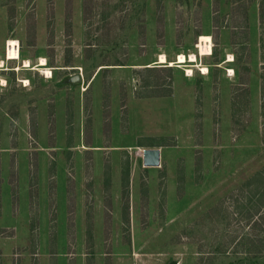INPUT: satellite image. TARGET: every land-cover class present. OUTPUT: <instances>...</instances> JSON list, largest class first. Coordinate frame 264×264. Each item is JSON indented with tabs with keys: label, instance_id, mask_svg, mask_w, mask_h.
<instances>
[{
	"label": "rangeland",
	"instance_id": "obj_1",
	"mask_svg": "<svg viewBox=\"0 0 264 264\" xmlns=\"http://www.w3.org/2000/svg\"><path fill=\"white\" fill-rule=\"evenodd\" d=\"M261 4L0 0V264L264 260Z\"/></svg>",
	"mask_w": 264,
	"mask_h": 264
},
{
	"label": "bare ground",
	"instance_id": "obj_2",
	"mask_svg": "<svg viewBox=\"0 0 264 264\" xmlns=\"http://www.w3.org/2000/svg\"><path fill=\"white\" fill-rule=\"evenodd\" d=\"M15 44H18L16 40L13 39H8V57L7 59H19V50L17 51L16 48L14 47ZM198 47V51L200 55H207L210 54L212 51V45H211V37L210 35L207 34H200L199 35V41L195 45ZM178 60L176 62L181 63V62H186V61H196V57L193 53H190L188 58L184 54H179L177 56ZM232 58H228L227 60H231ZM30 61L28 59H24L23 66L28 67L30 66ZM158 62H166V57L164 54L159 55V61ZM2 65V60H0V66ZM40 66L46 65L45 59L42 57L40 58L39 64ZM169 65H173V63L169 62ZM42 71V70H41ZM203 71L206 72V67H203ZM230 73L232 72L231 69H229ZM192 73V70L190 68H187V74L190 75ZM46 74L50 76V71L46 70ZM25 84L27 83V79L24 80ZM4 82V81H3Z\"/></svg>",
	"mask_w": 264,
	"mask_h": 264
},
{
	"label": "water",
	"instance_id": "obj_3",
	"mask_svg": "<svg viewBox=\"0 0 264 264\" xmlns=\"http://www.w3.org/2000/svg\"><path fill=\"white\" fill-rule=\"evenodd\" d=\"M76 77L79 78V76ZM142 161L144 166H159L160 149L156 147L144 148ZM169 264H174V262H170Z\"/></svg>",
	"mask_w": 264,
	"mask_h": 264
},
{
	"label": "trees",
	"instance_id": "obj_4",
	"mask_svg": "<svg viewBox=\"0 0 264 264\" xmlns=\"http://www.w3.org/2000/svg\"><path fill=\"white\" fill-rule=\"evenodd\" d=\"M264 4H261V8H259V16L262 18L264 15ZM248 260H250V257H248ZM234 262L231 261L229 262V264H233ZM247 264H264V260H262L261 258L259 259H252L250 261H247Z\"/></svg>",
	"mask_w": 264,
	"mask_h": 264
},
{
	"label": "built area",
	"instance_id": "obj_5",
	"mask_svg": "<svg viewBox=\"0 0 264 264\" xmlns=\"http://www.w3.org/2000/svg\"><path fill=\"white\" fill-rule=\"evenodd\" d=\"M14 47L16 48V50L18 51V44H15ZM8 44L6 43V47H5V55H6V58L8 57ZM143 150L144 148H138V154L142 157L143 155Z\"/></svg>",
	"mask_w": 264,
	"mask_h": 264
},
{
	"label": "crops",
	"instance_id": "obj_6",
	"mask_svg": "<svg viewBox=\"0 0 264 264\" xmlns=\"http://www.w3.org/2000/svg\"><path fill=\"white\" fill-rule=\"evenodd\" d=\"M20 55V54H19ZM20 58V57H19ZM24 59H29L30 60V58H28V57H22V62L24 63ZM11 60H14V59H11ZM24 67V66H23ZM12 71V70H11ZM28 79H30L29 77H28Z\"/></svg>",
	"mask_w": 264,
	"mask_h": 264
}]
</instances>
